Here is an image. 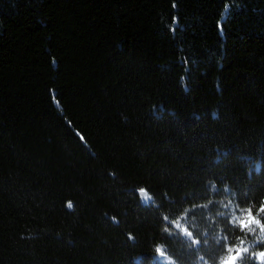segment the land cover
I'll list each match as a JSON object with an SVG mask.
<instances>
[{"label":"trees","instance_id":"obj_1","mask_svg":"<svg viewBox=\"0 0 264 264\" xmlns=\"http://www.w3.org/2000/svg\"><path fill=\"white\" fill-rule=\"evenodd\" d=\"M262 203L264 0H0V264H221Z\"/></svg>","mask_w":264,"mask_h":264},{"label":"snow or ice","instance_id":"obj_2","mask_svg":"<svg viewBox=\"0 0 264 264\" xmlns=\"http://www.w3.org/2000/svg\"><path fill=\"white\" fill-rule=\"evenodd\" d=\"M139 192H140V195L146 201L151 199L150 195L148 194V192L145 189L141 188ZM69 206H71V202H70ZM260 213H264V203H262L258 207V209L256 210L255 213H253V210L251 208L245 209L243 211L242 218L237 221L240 224L241 229L242 230L243 229H250L251 230V226L255 225V226L259 227L261 229V231H264V223H262L261 219L259 218ZM164 220H168V217L165 216ZM173 223H175V222L173 221ZM177 227H179L180 230L182 232H184L187 236H189V237L192 236V233L189 232L186 228L181 227L179 224H177ZM192 242L196 243L197 241L193 240ZM247 251H248L247 248H243V249L236 248L235 250L232 248H229L228 249L229 255L222 260L221 264H236V261L241 258L242 253H246ZM155 252L158 254V256L165 257L167 259L166 253L161 247L156 248ZM261 255H262V257H264V254H261ZM229 257L232 258L230 261H229Z\"/></svg>","mask_w":264,"mask_h":264},{"label":"rangeland","instance_id":"obj_3","mask_svg":"<svg viewBox=\"0 0 264 264\" xmlns=\"http://www.w3.org/2000/svg\"><path fill=\"white\" fill-rule=\"evenodd\" d=\"M137 192H138V195H139V197H140V199L144 202V203H151L152 202V198L150 199V200H145L141 195H140V192H139V189L137 190ZM151 197V196H150ZM172 224V227L174 228V230H176L178 233H180L181 234V236H183L185 239H188V240H190L191 239V237H189V236H187L184 232H182L181 230H180V228L179 227H177V223L175 222V223H171ZM258 231H259V233H262V231H261V229L258 227ZM252 242H248V241H242L241 243H240V245H238L236 248H240V249H243V248H247L248 249V251L246 252V253H242V256H241V258L240 259H238L237 261H236V264H242V260L245 258V256L246 255H248L249 256V258L255 263V264H264V259H260V260H257L256 259V257H255V253L257 252V251H261V250H252L251 249V246H252ZM235 248V249H236ZM234 249V250H235ZM234 254V253H233ZM229 255V254H228ZM227 255V256H228ZM166 257H167V259L168 258H170L168 255H166ZM153 259L155 260V261H157L159 264H167V259L165 258V257H160V256H158V254L157 253H155L154 254V256H153ZM222 262V261H221ZM249 263V262H248ZM176 264V263H175Z\"/></svg>","mask_w":264,"mask_h":264},{"label":"clouds","instance_id":"obj_4","mask_svg":"<svg viewBox=\"0 0 264 264\" xmlns=\"http://www.w3.org/2000/svg\"><path fill=\"white\" fill-rule=\"evenodd\" d=\"M139 191H140V189H139ZM69 204H70V202L67 204V207H68V208H72V204H71V206H69ZM129 239H132L131 234H129ZM158 247H162V246L157 245V246L155 247V249L158 248ZM261 254H264V250L257 251V252L254 254L257 260L264 259V257H262ZM231 259H232V258L229 257V261H230ZM167 264H175V261L172 260L171 258H168V259H167Z\"/></svg>","mask_w":264,"mask_h":264}]
</instances>
